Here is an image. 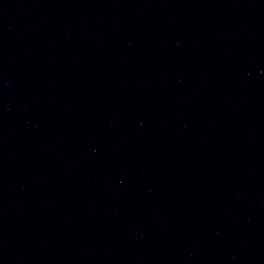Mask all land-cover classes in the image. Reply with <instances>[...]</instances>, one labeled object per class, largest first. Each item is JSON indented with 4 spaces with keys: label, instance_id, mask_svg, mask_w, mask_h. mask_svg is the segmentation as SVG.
<instances>
[{
    "label": "water",
    "instance_id": "95a60500",
    "mask_svg": "<svg viewBox=\"0 0 264 264\" xmlns=\"http://www.w3.org/2000/svg\"><path fill=\"white\" fill-rule=\"evenodd\" d=\"M237 50L264 91V0H211Z\"/></svg>",
    "mask_w": 264,
    "mask_h": 264
}]
</instances>
